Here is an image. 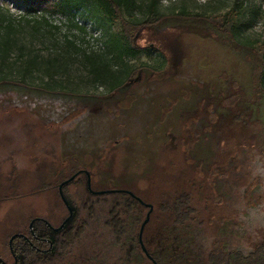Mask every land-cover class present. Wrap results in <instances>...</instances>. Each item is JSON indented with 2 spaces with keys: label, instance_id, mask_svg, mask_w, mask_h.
Segmentation results:
<instances>
[{
  "label": "rangeland",
  "instance_id": "obj_1",
  "mask_svg": "<svg viewBox=\"0 0 264 264\" xmlns=\"http://www.w3.org/2000/svg\"><path fill=\"white\" fill-rule=\"evenodd\" d=\"M149 2L137 0V19L146 18ZM159 3L162 14L184 10L211 16L233 8L239 14L240 40L254 48L263 40L264 0ZM39 17L0 0V31L10 25L15 43L0 76L16 81L26 60L36 56L43 62L27 77L30 89L0 85V198L13 186L16 197L0 200V232L7 219L15 228L5 234L27 232L32 217H50L57 227L67 217L57 184L46 191L41 187L81 169L89 173L94 192L124 188L154 209L159 196L190 194L195 214L189 249L202 261L218 239L231 249L247 244L249 234L264 233V125L247 109L257 99L243 86L249 74L241 61L254 65V52L247 48L246 55L205 24L184 20L145 27L135 33L134 43L148 50L124 60L129 70L154 72L141 70L110 93L112 81L95 77L82 55L102 56L108 36L120 32L119 24L84 10L47 16L45 26H35ZM149 48L157 49L160 58ZM45 84L49 91L34 88ZM79 179L85 186V177ZM84 186L73 183L68 192L87 219L85 237L72 256L57 254L49 264H90L80 260L92 244L106 247L110 264L129 253V247L128 252L109 247L112 236L104 225L119 196L91 195ZM133 213L140 221L130 227L136 239L146 210L138 207ZM159 223L151 220L143 235L146 243L159 235ZM0 253L11 263L7 248Z\"/></svg>",
  "mask_w": 264,
  "mask_h": 264
},
{
  "label": "trees",
  "instance_id": "obj_2",
  "mask_svg": "<svg viewBox=\"0 0 264 264\" xmlns=\"http://www.w3.org/2000/svg\"><path fill=\"white\" fill-rule=\"evenodd\" d=\"M11 1L14 2L19 9L23 10L26 16L40 15L39 20L33 23L35 26H45L47 23L45 17L47 16L54 14L67 16L80 10L87 11L92 16L101 15L110 22L118 23L120 32L116 35L108 36L106 42L107 48L106 51L101 54L102 56L97 57L94 54L88 55L87 53L82 55L84 61L93 65L89 66L90 69L92 67L91 71L94 73L95 77L102 75L105 79L112 81L109 85L110 93L121 90L141 70H150L145 69V67H138L129 70L125 63L126 60H124L125 58L134 59L148 50L135 45V33L138 30L145 27H157L166 24L172 25L173 23L182 22L184 20L193 23L191 24L192 26L205 24L214 33L224 36L225 39L238 46L246 55L249 54V52H254V65L245 63V60H241L244 65V72L247 73L246 75L249 74V78L244 82L243 86L247 89L248 96L252 94L250 97L257 99V102L250 103L247 109L252 113L251 115L254 117V120L264 125V35L261 44L256 47L257 49L254 47H247L238 37L239 30L236 26V22L239 18V14L236 13L233 8H230L223 14H215L211 16H205L204 14L198 13L191 14L184 10L180 13L162 14L159 11V0H150L146 8V18L139 20L135 16V10L138 8L137 0ZM11 36L10 25H7L5 30L0 31V67L5 60H8L11 49L15 44ZM110 39L112 40V44L109 43ZM152 49L153 48H149V50L156 52V59H159L160 52L157 49L155 51ZM246 49L250 51L247 52L245 51ZM20 56H23V54L20 53L18 57ZM100 60H104L105 62H100ZM164 61L166 62L165 58ZM50 64L53 65L52 62ZM41 66H43V62L40 63L36 60V56L33 59L26 60L18 80L10 81L6 76L1 75L0 85L5 89H30L28 87L31 85L27 82V77H32V74L39 72ZM253 70H255V72H253ZM159 72L160 71L156 73L158 74ZM254 73L255 76L253 75ZM45 76L47 79H52V75L48 74V72ZM240 85L242 86V83H240ZM45 86L46 84L34 88L44 92L49 91L48 89L46 90ZM79 170L81 169L76 170V172ZM72 173L74 174V171ZM68 178L69 177H65V175L62 174L57 178L55 184L50 182L43 185L41 189L42 191L50 190L56 187V184L58 185ZM73 183L84 186L79 177L63 186L64 198L69 207L73 210L74 215L69 223H67V225L55 235V248L53 250L55 255L63 254L64 256H72L73 252L80 247L88 227L87 219L81 217V214L78 213V209L69 197L68 190ZM14 187L15 186H13V188ZM13 188L12 191L5 195V198L3 197L4 199L0 198V200H15L16 197ZM84 189L87 190L86 184ZM112 190L127 189L117 188ZM114 195L119 196L120 199L111 206L107 215V220L104 224L105 227L110 230L112 236L109 247L114 246L116 250L122 252H128V247L130 250L128 254L124 255V253H122L123 258L113 264H151L141 253L137 240L130 235L131 225L140 222L133 213L134 209L142 207L123 192L114 193ZM190 201L191 196L185 191L175 194L172 198L167 195H162L156 199V208L151 214L150 221L145 227L143 235L149 227L151 220L155 222L157 219L158 222H160V233L156 237V240L153 238L149 243H146V240H143L147 252L155 260L156 264H227V256L226 254L221 253L222 249L219 248L218 242L216 241L211 248V251L206 255L207 257L205 261L200 260L199 257H194L190 252L189 248L193 241L191 237L193 228L190 227V224L194 221L195 214ZM86 210L88 211V217L92 218L93 211L91 207H86ZM156 213L158 214L157 219ZM35 221L33 228L34 232L37 233L39 237H46L49 231L44 229L45 226L42 223L37 222V220ZM33 243L39 248L42 247L39 242L33 241ZM93 245L94 244L88 249L82 250V255L84 257H82L80 261H87V263L90 264H110V260L107 258L108 252L106 251V247L99 244H95L96 246ZM13 249L21 257L20 264H44V257L35 250L30 249L28 245L15 243ZM251 264H264V255H262L258 261Z\"/></svg>",
  "mask_w": 264,
  "mask_h": 264
},
{
  "label": "flooded vegetation",
  "instance_id": "obj_3",
  "mask_svg": "<svg viewBox=\"0 0 264 264\" xmlns=\"http://www.w3.org/2000/svg\"><path fill=\"white\" fill-rule=\"evenodd\" d=\"M78 172H79V174L77 176H75V178H77L79 176H84L85 177V184H86L87 177H86L84 172H87V171L86 170H79ZM76 173L77 172H75L74 174H76ZM73 175H71L69 178H71ZM88 175H89V173H88ZM89 177H90V175H89ZM73 180H71L70 182H72ZM63 182H61V183H63ZM60 184L57 185L58 195H59L58 187ZM86 188H87V184H86ZM90 188H91V183H90ZM87 190H88V188H87ZM126 191L127 192H125V194L129 198L133 199L139 206L144 208L146 210V213H147L148 208L144 205V204L147 205V203L142 201L138 196L133 194L130 190H126ZM88 192H89V194L94 195V193L90 192L89 190H88ZM62 193H63V187H62ZM63 196H64V194H63ZM59 197H60V195H59ZM138 199L141 200L143 204H141L138 201ZM65 208H66V206H65ZM152 208H153V206H152ZM66 210H67V208H66ZM153 210H154V208L152 209L151 214L153 213ZM71 211H72V217L69 219V221L73 218V215H74V212L72 209H71ZM146 213H145V216H146ZM49 214H53V212L51 211ZM151 214H150V217H151ZM68 215H69V212L67 210V217H68ZM67 217H65L61 221H59V224L57 227H55L54 223H52V221L49 220V219H52L50 217L49 218L35 217V218H32L29 220V223L27 225V232L22 233L20 231H17L16 229H13L14 230L13 233L5 234V231L8 230L9 228H15L14 222L11 223L7 219L6 222L4 223L5 227H7V228L2 229V231L0 232V250L6 249V248L8 249V253H9V257L11 259V263H9L0 253V264H20L21 257L13 249L15 243L28 245L30 247V249L35 250L37 253H39L41 256L44 257V259H43L44 264H49L50 261L55 256V254L53 252V250L55 248V245H54L55 235H57L67 225V223H69V221H67L60 230H57V229L63 224L64 220ZM144 219H145V217H144ZM35 220H37V222L42 223L45 226L44 229L49 231V233L47 234L46 237H39L38 234L34 232L33 228H34V224L36 222ZM149 221H150V219H149ZM141 223H140V225H141ZM2 224L3 223H0V226H2ZM139 228H140V226H139ZM138 231H139V229H138ZM155 231H156V228H155ZM155 234H156V232H155ZM137 235H138V233H137ZM136 240H137V237H136ZM155 240H156V236H155ZM33 241L41 243L42 247H40V248L37 247L33 243ZM142 241H143V234H142ZM218 241H219L218 245L222 246L221 253L226 254V256H227V260H226L227 264H251V263H255L256 261H258L260 259V257L262 255H264V233L260 234L259 236H257L256 233L249 234L247 236V239H246L247 244H244L243 247H241V245H240L237 248H231L230 249L229 245H227V244L225 245L224 243L221 242V239L220 240L218 239ZM137 243H138V240H137ZM138 245H139V243H138ZM143 245H144V243H143ZM139 248H140V245H139ZM227 248H228V250H227ZM140 251L143 254V256H145L151 264H156L155 260L149 255L147 250H146V252L150 258H148L142 252L141 248H140Z\"/></svg>",
  "mask_w": 264,
  "mask_h": 264
},
{
  "label": "water",
  "instance_id": "obj_4",
  "mask_svg": "<svg viewBox=\"0 0 264 264\" xmlns=\"http://www.w3.org/2000/svg\"><path fill=\"white\" fill-rule=\"evenodd\" d=\"M84 173H85V175H86V177H87V182H86V184H87V188H88V190H89L90 192H92V193H94V194H114V193H121V192L125 193V192H127L126 190H105V191L94 192V191H92L91 188H90V177H89L88 173H87V172H84ZM78 174H79V172H77L76 174H74V175H73L71 178H69L68 180H66V181H64L63 183H61V184L59 185V187H58L60 198H61L62 202L64 203V205L66 206V208H67V210H68V212H69V215H68V217L64 220L63 224H62L57 230H60V229L64 226V224H65L67 221H69V219L72 217V211H71V209H70L68 203L66 202V200H65V198H64V196H63V193H62V187H63V185H65V184H67L68 182H70L71 180H73V179L75 178V176H77ZM130 194H131V193H130ZM131 195H132V194H131ZM138 201H139L141 204H143L141 200L138 199ZM144 205L148 208V212L146 213L145 219L143 220V222H142L141 225H140V228H139V231H138V235H137V240H138V243H139V245H140V248H141L142 252H143L148 258H150L149 255H148L147 252H146V249H145L144 245H143L142 234H143V232H144V229H145L146 225H147L148 222H149L150 214H151L153 208H152V205H150V204H147V205L144 204Z\"/></svg>",
  "mask_w": 264,
  "mask_h": 264
}]
</instances>
